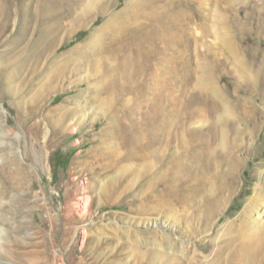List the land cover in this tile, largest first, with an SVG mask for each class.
<instances>
[{
  "label": "rangeland",
  "instance_id": "374dc122",
  "mask_svg": "<svg viewBox=\"0 0 264 264\" xmlns=\"http://www.w3.org/2000/svg\"><path fill=\"white\" fill-rule=\"evenodd\" d=\"M10 1L15 15L30 9L57 27L62 44L42 63L18 66L16 33L0 40V264H218L220 255V264H264V200L248 253L217 252L255 185L264 190V66L225 21L241 2L205 9L200 0ZM157 12L176 22L166 20L172 34L149 45L141 32ZM250 37L264 49V32ZM110 38L121 48L110 50ZM77 45L84 50L74 54ZM253 104L262 133L242 117ZM229 126L242 133L237 189L218 209L185 212L163 202L158 186L149 189L158 162L150 160L151 133L178 129V137L166 133L168 148L192 159ZM133 246L154 253L142 259Z\"/></svg>",
  "mask_w": 264,
  "mask_h": 264
},
{
  "label": "bare ground",
  "instance_id": "6f19581e",
  "mask_svg": "<svg viewBox=\"0 0 264 264\" xmlns=\"http://www.w3.org/2000/svg\"><path fill=\"white\" fill-rule=\"evenodd\" d=\"M27 1H31V5L33 6V0ZM217 1L218 0H200V2H202L204 5L203 8L205 9L210 6V3H217ZM231 1L241 2L242 6L240 4L239 6L241 7L236 12L231 13V16L228 18L230 20H225L224 15L227 14H224L220 10L215 11V15H217L218 18L224 19L230 23V27L233 29L232 36H234L237 43L246 49L247 52H249V49L251 48V58L255 62H262L264 66V49L258 48V44L253 42L254 40L251 37V43H248L249 35L253 33L258 34L260 32H264V0ZM11 5H13L11 1L6 0L4 5L5 10L0 14V40L5 35H7V32L11 34L16 33L15 36L10 40L13 47L12 49L14 52H19L20 54L24 55L21 60L22 62L20 61L18 66H21L24 63L27 64V62H33V64L35 63L36 66V64L42 63L41 60L45 59L46 56L53 55L54 48L58 50L62 44V40H60L58 36L59 33L57 31V27L51 26L47 20H37L34 14L29 13L31 12L30 9L26 10L25 14H23V17L15 15L14 13L10 12ZM2 9L3 5H0V12ZM209 13L210 12H208V14ZM159 19L162 21V24H159ZM166 20L169 22H176L175 20H171L168 17L166 18L162 13L159 12L156 14H151L150 18L144 22L146 25L144 29L146 35L143 32H141V34L145 41L148 39L149 45L156 43L159 44L158 42L162 40V35L172 34V32L168 31L170 28L165 24ZM149 24L153 26L154 24L157 25L155 26L154 32L147 31ZM136 27L137 26L133 28L136 29ZM214 32H218L216 28H214ZM142 43L141 46H143ZM164 44L166 43L164 42ZM113 46H116L118 49L121 48V45L118 44V40L110 38L108 47L110 50H112ZM92 48H95V44ZM79 50H84V45H77L71 51L75 54L80 52ZM10 51L11 50L9 49V52ZM258 52H262L263 54L259 55ZM68 59L69 61L70 59L73 60L74 56ZM64 66L66 65H61L60 67L64 68ZM56 75L58 76V73ZM261 83L262 84L260 86L259 92L262 97H264V68L261 76ZM255 106L256 105L254 104L252 105L253 110L251 111H249L250 107L248 108L249 110L241 108L242 117H248L251 121L254 120ZM229 110L228 115H233V113H231ZM235 120L236 116L233 115V121ZM252 124L255 127V131H258L259 133L261 131L260 126H257L255 120ZM166 133H169L171 138L178 137V135H180L179 130L176 128H173V130L165 129V132H163L165 136L163 138L151 133L150 136L152 138L147 143V147H151L154 150L156 148L154 139L159 140V143H161L158 145L161 148L160 154H154V150L153 153H150V160L158 162L157 165H155L156 171L155 174H153L152 181L148 184L149 189L151 190L152 186H155V188L158 186L157 190L159 191L163 202L168 204L171 203V201H174L177 206L185 212H188L187 210L189 208H194V206L200 204H205V209L203 206L204 212L206 209L208 211H214L216 207L218 209V207L226 201L227 197H229L232 192L237 189V180L235 179V174L239 159L238 153L240 152L239 145L240 141L242 140L241 131H239L237 127L233 126L219 127V129H215L212 132L213 144H205L207 150H205L201 156L192 159L189 158L191 156L190 152L184 154H181L180 152L176 153L175 150L172 152L168 148V144L170 145L172 139H169L168 136H166ZM260 136L262 135L260 134ZM223 162H225L224 168L220 167V164ZM209 176L212 179L216 177L215 179H219L218 182L214 185ZM261 183L264 185V181H261ZM261 188V185H255L253 188V195L245 202L236 220L227 222L225 232L222 235V242H224L225 245L224 247L220 246V250H217V252L226 250L228 252L239 251L241 254L248 253V248L250 247L251 243H254L252 242L254 240L250 239V236H256L257 232L259 231L258 225L260 224V215L262 210L261 204L264 200V190H261ZM216 193L219 194V197H211L212 194L214 195ZM202 200H204V202ZM209 213L210 212H208V214ZM211 215H213L212 212ZM153 238L155 237L153 236ZM163 240H167V238L163 237ZM156 244L159 246L158 242ZM132 251L137 257L142 259L145 258L146 255L149 256L153 252L152 250L150 251V254L147 252H140L135 246H133ZM222 253L223 252H221V254ZM155 254L157 255L158 251ZM222 259L223 258L220 255L217 263L220 264ZM228 259L231 260L230 255H228Z\"/></svg>",
  "mask_w": 264,
  "mask_h": 264
}]
</instances>
